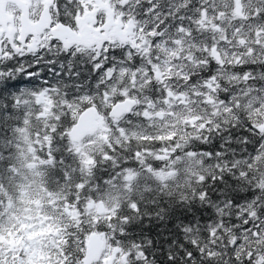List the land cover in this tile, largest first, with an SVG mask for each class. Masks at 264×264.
I'll return each mask as SVG.
<instances>
[{
    "label": "snow or ice",
    "instance_id": "6c2138e0",
    "mask_svg": "<svg viewBox=\"0 0 264 264\" xmlns=\"http://www.w3.org/2000/svg\"><path fill=\"white\" fill-rule=\"evenodd\" d=\"M0 264H264V0H0Z\"/></svg>",
    "mask_w": 264,
    "mask_h": 264
}]
</instances>
